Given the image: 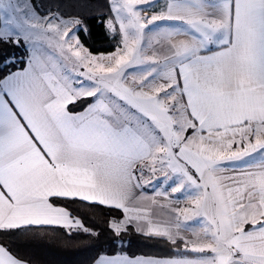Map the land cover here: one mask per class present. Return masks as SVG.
Instances as JSON below:
<instances>
[{
  "label": "snow or ice",
  "instance_id": "1",
  "mask_svg": "<svg viewBox=\"0 0 264 264\" xmlns=\"http://www.w3.org/2000/svg\"><path fill=\"white\" fill-rule=\"evenodd\" d=\"M62 7L0 0V264H38L32 227L98 237L81 205L123 213L92 264H264V0H109L106 53Z\"/></svg>",
  "mask_w": 264,
  "mask_h": 264
},
{
  "label": "trees",
  "instance_id": "2",
  "mask_svg": "<svg viewBox=\"0 0 264 264\" xmlns=\"http://www.w3.org/2000/svg\"><path fill=\"white\" fill-rule=\"evenodd\" d=\"M108 2L109 0H44L45 5L61 3L63 5L61 11L66 13L65 16L79 13L81 18H86L85 23L90 29V34L85 36L79 33V35L85 46L93 53L113 50L110 39L99 23L102 12L107 10ZM79 215L86 227H91L94 232L100 233L98 237L83 232H73L69 235L65 229L58 227H32L18 234L17 244L22 251L34 257L38 264H92L93 258L101 248L120 247V245H110L112 233L106 230L105 223L112 217L122 218L123 214L120 210L81 205ZM122 238L123 250L130 256L169 255L167 245L163 241L148 239L137 234L132 228L123 234Z\"/></svg>",
  "mask_w": 264,
  "mask_h": 264
},
{
  "label": "crops",
  "instance_id": "3",
  "mask_svg": "<svg viewBox=\"0 0 264 264\" xmlns=\"http://www.w3.org/2000/svg\"><path fill=\"white\" fill-rule=\"evenodd\" d=\"M157 187H159V186H157ZM171 189H169L168 191H170ZM144 192H145V194H147V195H154V192L152 191V190H150V189H148V188H145L144 189ZM173 199H175V196L173 197ZM161 203H164V201H161ZM179 206H181V207H183V206H185L184 205V203H183V201L181 202V204L179 205ZM166 209L165 210H163V212H165L166 213ZM122 212V211H121ZM186 234V233H185ZM187 235V234H186Z\"/></svg>",
  "mask_w": 264,
  "mask_h": 264
},
{
  "label": "rangeland",
  "instance_id": "4",
  "mask_svg": "<svg viewBox=\"0 0 264 264\" xmlns=\"http://www.w3.org/2000/svg\"><path fill=\"white\" fill-rule=\"evenodd\" d=\"M65 18H68V16H65ZM147 188V187H146ZM149 189V188H148ZM170 188H168L167 190H169ZM160 190H164L163 188H161ZM123 214V213H122ZM122 218H123V216H122ZM121 218V219H122ZM187 235H190V233H186Z\"/></svg>",
  "mask_w": 264,
  "mask_h": 264
}]
</instances>
